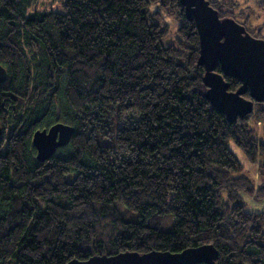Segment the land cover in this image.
<instances>
[{
  "label": "trees",
  "instance_id": "obj_1",
  "mask_svg": "<svg viewBox=\"0 0 264 264\" xmlns=\"http://www.w3.org/2000/svg\"><path fill=\"white\" fill-rule=\"evenodd\" d=\"M50 1L0 0V264L209 244L216 264H264V212L243 198L264 199V102L235 122L212 107L179 0ZM229 1L209 4L237 21ZM163 14L179 20L168 45ZM55 123L74 132L40 162L32 135Z\"/></svg>",
  "mask_w": 264,
  "mask_h": 264
},
{
  "label": "water",
  "instance_id": "obj_2",
  "mask_svg": "<svg viewBox=\"0 0 264 264\" xmlns=\"http://www.w3.org/2000/svg\"><path fill=\"white\" fill-rule=\"evenodd\" d=\"M184 13L196 26L199 41L198 63L204 68L202 81L205 98L229 122L244 118L253 110L254 102H264V39L253 37L232 17H220L209 0H179ZM220 66L221 73L216 71ZM6 70L0 65V83L6 80ZM224 76L241 83L235 91L228 90ZM249 93L247 99L244 93ZM1 132V129H0ZM74 128L55 123L32 135L36 159L50 158L58 147L66 145ZM218 252L213 245L187 248L181 252L150 251L95 255L87 260L73 259L67 264H216Z\"/></svg>",
  "mask_w": 264,
  "mask_h": 264
},
{
  "label": "rangeland",
  "instance_id": "obj_3",
  "mask_svg": "<svg viewBox=\"0 0 264 264\" xmlns=\"http://www.w3.org/2000/svg\"><path fill=\"white\" fill-rule=\"evenodd\" d=\"M31 8H49L57 10L59 9L60 3L58 1H50V0H32ZM229 7L234 13L235 19L240 24H248V28L253 31L254 34L257 33V37L260 38L261 35L264 36V0L260 2L259 0H230ZM164 19L169 25V31L167 33L166 38L163 40V44L168 45L174 42V38L176 36V29L179 25V20L174 16H166L163 14ZM169 19V20H168ZM256 37V36H255ZM256 37V38H257ZM262 39V37H261ZM254 128L259 136L263 137L264 135V121L258 120L255 122ZM231 150L237 155L239 161L244 166L245 170L243 174L249 177L253 185L256 187L260 184L261 177L254 165H251L242 155L240 150L234 147L232 144L230 145ZM243 198L245 203L247 204L248 211L251 212H264V199L255 200L253 198L248 197L243 194ZM124 215L127 214L125 210H122ZM172 227V217L170 215H166L164 218L161 229L167 231Z\"/></svg>",
  "mask_w": 264,
  "mask_h": 264
}]
</instances>
